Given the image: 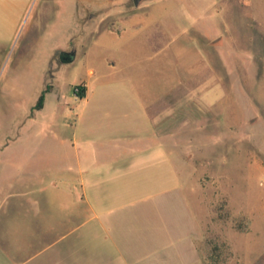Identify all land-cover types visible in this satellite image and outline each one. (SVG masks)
I'll return each mask as SVG.
<instances>
[{
  "label": "rangeland",
  "instance_id": "obj_1",
  "mask_svg": "<svg viewBox=\"0 0 264 264\" xmlns=\"http://www.w3.org/2000/svg\"><path fill=\"white\" fill-rule=\"evenodd\" d=\"M19 11L17 30L0 32V214L15 189L49 181L73 138L144 134L168 113L156 129L180 137L168 150L187 237L202 229L195 264H264V0H81L78 13L31 0ZM176 252L173 264L190 259Z\"/></svg>",
  "mask_w": 264,
  "mask_h": 264
},
{
  "label": "crops",
  "instance_id": "obj_2",
  "mask_svg": "<svg viewBox=\"0 0 264 264\" xmlns=\"http://www.w3.org/2000/svg\"><path fill=\"white\" fill-rule=\"evenodd\" d=\"M30 1L0 0V32L17 30L20 2L26 10ZM68 2L78 13L81 0ZM172 116L150 119L144 134L73 138L74 150H60L59 162L45 169L49 181L15 189L14 203L0 214V264H173L167 258L177 250L190 252L183 264L199 262L202 229L187 237L178 153L168 150L180 137L171 124L156 129ZM54 141L60 149L63 142Z\"/></svg>",
  "mask_w": 264,
  "mask_h": 264
},
{
  "label": "trees",
  "instance_id": "obj_3",
  "mask_svg": "<svg viewBox=\"0 0 264 264\" xmlns=\"http://www.w3.org/2000/svg\"><path fill=\"white\" fill-rule=\"evenodd\" d=\"M50 86H48L46 89L43 90V92L41 93L34 109L40 110L44 107L45 104V99H46V94L50 91ZM77 94L80 96L85 95V88L84 86H77V90H76Z\"/></svg>",
  "mask_w": 264,
  "mask_h": 264
},
{
  "label": "water",
  "instance_id": "obj_4",
  "mask_svg": "<svg viewBox=\"0 0 264 264\" xmlns=\"http://www.w3.org/2000/svg\"><path fill=\"white\" fill-rule=\"evenodd\" d=\"M75 56L74 51H61L60 60L63 63L72 62L75 59Z\"/></svg>",
  "mask_w": 264,
  "mask_h": 264
}]
</instances>
